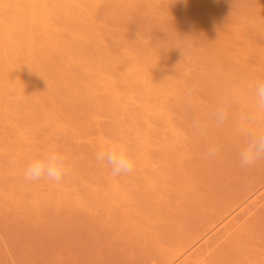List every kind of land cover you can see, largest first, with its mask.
I'll return each mask as SVG.
<instances>
[{
	"label": "rangeland",
	"instance_id": "rangeland-1",
	"mask_svg": "<svg viewBox=\"0 0 264 264\" xmlns=\"http://www.w3.org/2000/svg\"><path fill=\"white\" fill-rule=\"evenodd\" d=\"M38 1H34L36 5L33 0H0V6L4 5L0 11L7 9L5 12L9 17L2 20L6 13L0 12V24H5L2 27L7 29L0 27L3 31H0V63L3 64L0 65V85L8 86L5 87L7 90H2L0 86V92L5 93H0V264H8L11 259L13 264H56L59 259L63 261L68 256L76 260L79 258L83 264H264V217H256L263 202L258 201L251 210L245 211L242 237L231 239L234 234L229 230L214 238L187 241L177 231L182 221L192 218L191 209L195 210L198 203L195 194L206 187V163L212 161L205 156L208 146L220 147L219 155L214 158L220 159L229 144L244 143L245 138L237 135L235 128L243 114L254 111L252 89L257 82L264 81V0ZM8 3L12 4H9L11 8ZM42 11L46 16L42 15ZM9 30L8 36L17 39L21 35L25 39H20V47L13 42L16 48L8 43L12 47L5 49L4 39ZM21 43L24 47L27 44L30 46L21 48ZM77 43L81 46H76ZM34 46L35 50L30 51ZM81 48L83 51H80ZM65 49L69 56L64 55L67 53ZM27 51L28 54L38 53L27 56L24 53ZM109 52L112 57L108 56ZM89 57L93 61H89ZM50 62L52 65H49ZM41 65H47V68ZM97 66H100L99 69ZM52 69L53 74L49 73ZM61 70L69 75L74 73V77L70 75L72 80ZM58 72L62 76L66 74L69 80L65 76L62 78ZM50 74L53 78L59 74L61 82L58 76L54 79L61 84ZM76 75H79L78 79H83L79 80L80 84L85 81L88 87H93L89 88L90 93L98 88L94 94L98 95V102L104 103V106L100 105L102 108L98 106L101 103L94 104L100 108L96 106L99 111L93 112L95 106L92 104V109L86 105V100L81 102L82 105L77 102L82 106L77 104L80 110L71 102L73 109L76 108L75 115L67 112L71 105L65 108L61 104L62 107H58L65 94L63 89L70 90L76 82L78 84ZM40 80L44 85L38 88ZM63 80L72 83H65L62 87ZM44 81L48 82L46 86ZM57 85L63 89L59 91ZM47 86L49 91L54 88L51 91L58 96L46 98L48 90L42 88ZM114 87H120V92ZM74 89L77 93L83 91ZM18 90L22 91L18 93ZM32 91H35L34 94ZM33 95L38 99H33ZM46 99L53 100L54 104L56 101L58 109L52 104L47 108ZM86 99L91 98L87 96ZM219 106L226 108L228 119L218 125L214 113ZM59 108L68 109L63 113ZM88 115L95 118L93 122L100 121L99 128L98 122L95 123L97 127L87 124L90 121ZM42 116L46 117V126L36 119H42ZM64 118L66 121L71 119L72 123L67 121L66 125ZM102 118L104 121L100 120ZM75 119L77 121L73 122ZM85 120H88L86 124ZM260 122L264 123V113L260 114ZM38 127H42L43 131ZM94 127L101 133L96 129V132L93 131ZM111 130L113 133L108 132ZM109 142L112 146L127 148L128 154L135 160V169L131 174L113 176L110 166L95 160L97 152L111 146ZM85 146H89V150ZM56 149L68 158L71 171L65 179L59 184L47 180L27 182L23 176L25 165ZM50 208L52 215L48 212L49 217L46 210ZM76 210L78 213L86 211L90 217L87 228L93 232L96 230L95 233L90 231L93 235L85 233V239L82 236L79 238L76 223L79 214ZM91 237L96 244L94 249L89 245ZM172 240L183 242L173 248L169 244ZM75 245L81 246L76 248ZM65 246L68 250L64 249ZM80 251L84 252V257L79 256ZM9 254L11 258L8 259Z\"/></svg>",
	"mask_w": 264,
	"mask_h": 264
},
{
	"label": "crops",
	"instance_id": "crops-1",
	"mask_svg": "<svg viewBox=\"0 0 264 264\" xmlns=\"http://www.w3.org/2000/svg\"><path fill=\"white\" fill-rule=\"evenodd\" d=\"M243 144H229L220 159L206 163V187L195 194L198 203L191 209L192 218L182 221L177 230L187 241L214 238L229 230L234 234L231 239L242 237L245 211L258 201L263 205L256 217H264V161L249 169L240 168L238 153ZM181 242L172 240L169 244L174 248Z\"/></svg>",
	"mask_w": 264,
	"mask_h": 264
},
{
	"label": "clouds",
	"instance_id": "clouds-1",
	"mask_svg": "<svg viewBox=\"0 0 264 264\" xmlns=\"http://www.w3.org/2000/svg\"><path fill=\"white\" fill-rule=\"evenodd\" d=\"M252 94L255 102L254 111L243 114L235 128L236 134L245 138L243 147L238 153V163L242 169L252 168L264 161V123L260 122V114L264 113V81L254 85ZM214 119L218 125L228 119V112L224 106L216 109ZM219 153L218 145H209L205 156L214 159ZM95 158L98 163H106L110 166L113 176L129 175L135 169V160L123 145L101 150L96 153ZM70 171L66 155L58 150H50L28 162L24 167L23 176L27 182L47 180L59 184Z\"/></svg>",
	"mask_w": 264,
	"mask_h": 264
},
{
	"label": "bare ground",
	"instance_id": "bare-ground-1",
	"mask_svg": "<svg viewBox=\"0 0 264 264\" xmlns=\"http://www.w3.org/2000/svg\"><path fill=\"white\" fill-rule=\"evenodd\" d=\"M34 1H35V0H33V3H34V4L36 3V5H37V2H34ZM36 1H38V0H36ZM31 2H32V0H31ZM31 2H30V3H31ZM38 2H39V1H38ZM71 2H72V1H71ZM30 3H27V4L30 5ZM9 4H10V3H8V5H9ZM34 4H32V5H34ZM67 4H68V6H69V3H67ZM1 5H2V4H1ZM8 5H6V6H8ZM10 5H12V4H10ZM10 5H9V7L11 8ZM65 5H66V4H65ZM2 6H4V5H2ZM2 6H0V8H1ZM66 6H67V5H66ZM68 6H67V8H70V7H68ZM30 7H31V6H30ZM7 8H8V7H7ZM3 9H5V7H3ZM3 9H1V10H3ZM6 10H7V9H5V10H3V11L5 12ZM32 10L35 12V9H32ZM32 10H31V12H33ZM3 11H0V12H3ZM34 12H33V13H34ZM42 12H43L42 15L45 14L44 11H42ZM5 13H6V15H5L4 13H2V14H4V15L6 16V17H2V18H3L2 20H5L4 18H6V19L8 18V19H9V17H7L8 13H7V12H5ZM35 13H36V12H35ZM31 14H32V13H31ZM32 15H34V14H32ZM2 16H3V15H2ZM29 16H30V14H29ZM39 16H40V15H39ZM43 16H46V15H43ZM31 17H33V16H31ZM40 17H41V16H40ZM43 18H44V17H43ZM46 18H48V17H46ZM0 19H1V17H0ZM10 19H12V18H10ZM7 21H8V20H6L5 22H7ZM10 21H13V20H10ZM48 21H49V20H48ZM68 21H70V20H68ZM1 22H2V21H1ZM14 22H15V21H14ZM14 22H12V23H14ZM16 22H17V21H16ZM66 22H67V21H66ZM2 23H3V22H2ZM9 23L11 24V22H9ZM9 23H8V24H9ZM70 23H71V21H70ZM70 23H68V24H69L68 26H70ZM73 23H74V22H73ZM10 24H9V25H10ZM15 24H16V23H15ZM0 25H1L0 27H2V26H4L5 24H4V25L0 24ZM9 25H7V26H9ZM13 26H14V25H13ZM16 26H17V25H16ZM71 26H72V24H71ZM73 26H74V24H73ZM76 26H77V25L75 24V27H76ZM75 27H74V28H75ZM2 28L4 29L5 27H2ZM5 29H6V28H5ZM12 29H13V28H11V30H12ZM71 29H72V28H71ZM77 29H78V27H77ZM6 30H7V29H6ZM72 30H73V29H72ZM0 31L3 32L2 29H1ZM4 31H5V30H4ZM8 32H11V31L9 30V31L6 32V33H7V34H6V35H7V38L5 37V38H6V39H4L5 42L3 41L4 44H5L4 47H6L5 49H8V47H12V46L14 45L13 42H14V43L17 42L15 45H18V46H19L20 42H22V41L25 40V39L23 40V38L21 37L20 34H19V35H20L21 38H20V37H16L17 39H15V36H14V37H12V36H8ZM12 33H13V31H12ZM12 33H11V34H12ZM58 33H59V32H58ZM13 35H16V33L13 34ZM54 35H55V34H54ZM56 35H57V34H56ZM58 35H59V34H58ZM58 35H57L56 37H59V39H62V38L60 37V35H59V36H58ZM0 36H1V34H0ZM22 36H23V35H22ZM2 37H3V35H2ZM2 37H1V38H2ZM54 37H55V36H54ZM56 37H55V39H56ZM64 37H65V35H64ZM67 37H68V36H67ZM12 38H13V39H12ZM18 38H19V39H18ZM25 38H26V37H25ZM20 39H21L22 41H21ZM28 39H29V38H28ZM28 39H27V42H28ZM65 39H66V37H65ZM57 40H58V38H57ZM63 40H64V38H63ZM67 40H69V39H67ZM0 41H1V40H0ZM6 43H7V45H6ZM8 43H10V45H12V46H10V45L8 46ZM11 43H12V44H11ZM0 44H1V47H2V42H1ZM78 44H79V45H78ZM15 45H14V46H15ZM21 45H23V46L21 47V48H23V47H24V44L21 43ZM28 45L30 46V44H27V45H25V47H29ZM82 45L84 46L83 43H82ZM31 46H33V44H32ZM76 46H81V45H80V43H77ZM19 47H20V46H19ZM25 47H24V48H25ZM14 48H16V46H15ZM14 48H13V49H14ZM21 48H20V49H21ZM31 48H32V49H31ZM31 48H28V49L26 48V50H30V49H31L30 51H34V50H35V46H34V47H31ZM33 48H34V49H33ZM83 48H84V47H83ZM83 48H81L82 50H80V51H83ZM11 49H12V48H11ZM167 49H169V48H167ZM1 50L4 51V48H2ZM26 50H25V51H26ZM88 50H90V49L88 48ZM5 51H6V50H5ZM59 51H60V50H59ZM59 51H58V52H59ZM61 51H63V49H62ZM61 51H60V53H61ZM65 51L67 52L66 49H65ZM68 51H69V50H68ZM100 51H101V50H100ZM20 52H21V51H20ZM28 52H29V51L24 52V53H27V54H28ZM40 52H41V51H40ZM91 52H92V51H91ZM98 52H99V51H97V53H98ZM103 52H104V51H103ZM105 52H106V51H105ZM17 53H18V52H17ZM33 53H34V52H33ZM33 53H32V54H33ZM35 53H38V51L35 52ZM35 53H34V54H35ZM41 53H42V52H41ZM60 53H58V54H59V57H61V56L63 57L64 52H63V54L61 53L62 55H61ZM84 53H85V50H84ZM99 53H100V52H99ZM101 53H102V51H101ZM101 53H100V54H101ZM110 53H111V52L107 53L108 56H110V55H109ZM112 53H113V52H112ZM27 54H26V55H27ZM29 54L32 56L31 53H29ZM29 54H28L27 56H29ZM55 54H56V53H55ZM66 54H68L67 56L70 55L69 52L65 53L64 55H66ZM92 54H95V53L92 52ZM105 54H106V53H105ZM105 54H104V55H105ZM224 54H225V53H224ZM53 55H54V54H53ZM60 55H61V56H60ZM86 55H87V52H86V54H85L84 56H86ZM88 55H90V54H88ZM112 55H113V54H112ZM112 55H111L110 57H112ZM114 55H116V54H114ZM146 55H147V54H146ZM33 56H35V55H33ZM42 56H44V55H42ZM56 56H57V55H56ZM102 56H103V54H102ZM132 56H133V55H132ZM90 57H91V56H90ZM90 57H89V61H91L92 59H95V57H93V56H92V59H91ZM110 57H109V58H110ZM141 57H142V56H141ZM27 58H28V57H27ZM46 58H47V56H46ZM49 58H50V56H49ZM63 58H66V56L63 57ZM67 58H68V57H67ZM71 58L73 59V57H71ZM105 58H107V57H105ZM13 59H14V58H13ZM69 59H70V58H69ZM69 59H68V60H69ZM75 59H76V58H74V60H75ZM83 59H84V58H83ZM86 59H88V58H86ZM90 59H91V60H90ZM96 59H97V58H96ZM146 59H147V58H146ZM41 60H42V59H41ZM50 60H51V59H50ZM70 60H71V59H70ZM74 60H73V66H74ZM76 60H77V59H76ZM78 60H79V59H78ZM97 60H98V59H97ZM116 60H117V59H116ZM118 60H119V59H118ZM2 61H3V60H2ZM14 61H15V59H14ZM14 61L11 60V62H14ZM46 61H47V60H46ZM51 61H52V60H51ZM92 61H93V60H92ZM95 61H96V60H95ZM95 61H94V62H95ZM146 61H147V60H146ZM15 62H16V61H15ZM41 62H43V60H42ZM53 62H54V60H53ZM71 62H72V61H71ZM76 62H77V61H76ZM82 62H83V61H82ZM85 62H86V61H85ZM96 62H98V61H96ZM110 62H111V60H110ZM3 63H4V61H3ZM43 63H44V62H43ZM45 63H46V62H45ZM50 63H51V62H50ZM68 63H69V62H68ZM77 63H79V62H77ZM148 63H149V62H148ZM11 64H12V63H11ZM14 64H15V63H14ZM46 64H47V63H46ZM65 64H67V63H65ZM75 64H76V63H75ZM100 64H101V63H100ZM0 65L2 66L3 64L0 63ZM35 65H36V64H35ZM49 65H52V63L49 64ZM53 65H54V64H53ZM55 65H56V64H55ZM68 65H70V64H68ZM82 65H83V64H82ZM90 65H91V64H90ZM16 66H17V65H16ZM31 66H32V68H33V65H31ZM41 66H42V68L44 67V65H41ZM60 66H61V65H60ZM66 66H67V65H65V67H66ZM93 66H94V65H93ZM93 66H92V67H93ZM12 67H13V66H12ZM36 67H37V65H36ZM65 67L63 68V70L65 69ZM68 67H69V66H68ZM68 67H67L66 69H68L67 72L69 73L70 69H69ZM92 67H91V68H92ZM98 67H100V66H97V68H98ZM137 67H138V66H137ZM3 68H4V67H3ZM30 68H31V67H30ZM39 68H40V65H39ZM39 68H37V70L40 71ZM45 68H47V65H46V67H44V69H45ZM56 68L59 69L60 67H57V66H56ZM95 68H96V67H95ZM95 68H94V69H95ZM138 68H139V67H138ZM7 69H8V68H7ZM7 69H6V70H7ZM9 69H10V68H9ZM28 69H29V68H28ZM28 69H27V70H28ZM53 69H55V68H53ZM53 69H52L51 71L48 70L49 73L51 72V73L53 74V72H52ZM61 69H62V68H61ZM72 69H74V68H72ZM81 69H82V68H80V70H81ZM98 69H99V68H98ZM98 69H96L95 71L98 72ZM100 69H102V68H100ZM6 70H5V71H6ZM31 70H32V69H31ZM37 70L34 69V72L36 71V73H38L39 71L37 72ZM59 70H60V69H59ZM59 70L55 69L54 71L57 72V71H59ZM63 70H61V71H63ZM74 70H75V69H74ZM90 70H92V69H90ZM5 71H3V72L6 73ZM7 71H8V70H7ZM16 71H17V70H16ZM16 71H14V72H16ZM44 71H45V70H44ZM61 71H60V73H61ZM78 71H79V70H78ZM8 72H9V71H8ZM18 72H19V70H18ZM28 72H29V70H28ZM40 72H42V71H40ZM56 72H55V73H56ZM63 72L66 73V71H63ZM63 72H62V74H63ZM212 72H213V71H212ZM212 72H211V73H212ZM4 73H3V74H4ZM12 73H13V72H12V70H11V74H12ZM36 73H35V77L37 76ZM42 73H43V72H42ZM58 73H59V72H58ZM60 73H59V74H60ZM83 73L85 74V72H83ZM83 73H82V74H83ZM0 74H2V72H1ZM13 74H14V73H13ZM38 74H39V73H38ZM44 74H45V73H44ZM52 74H50L51 77L53 76ZM59 74H57V76H58ZM66 74H67V73H66ZM66 74H64L63 76H65ZM71 74H72V73H71ZM71 74H70V75H71ZM73 74H74V73H73ZM73 74H72V75H73ZM78 74H79V73H78ZM91 74H92V73H90L89 75H91ZM99 74H100V73H99ZM101 74H103V72H102ZM48 75H49V74H48ZM48 75H47V76H48ZM54 75H55V74H54ZM60 75H61V74H60ZM67 75H69V74H67ZM67 75H66V76H67ZM70 75H69V77H70ZM89 75H88V76H89ZM95 75H96V74H95ZM1 76H2V75H1ZM16 76H17V75H16ZM22 76H23V75H22ZM24 76H25V75H24ZM29 76H30V77H29ZM29 76H28V78H30V80H31V75H29ZM39 76H41V75H39ZM42 76H44V75L42 74ZM45 76H46V75H45ZM47 76H46V78H47ZM57 76L54 77V78L58 79L59 76H58V78H57ZM63 76L61 75L62 78H63ZM66 76H65V79H68V78H66ZM82 76H83V75H82ZM98 76L100 77V75H98ZM8 77H9V76H8ZM26 77H27V76H26ZM26 77H25V78H26ZM35 77H34V80H35ZM37 77H38V76H37ZM51 77H50V78H51ZM61 77L59 78V79H60V82H61V80H62ZM73 77H74V75H73ZM75 77H76V79H78L77 77H79V75H78V76L76 75ZM92 77H93V76H92ZM92 77H91V78H92ZM32 78H33V75H32ZM41 78H42V77H41ZM48 78H49V76H48ZM52 78H53V77H52ZM52 78H51V79H52ZM54 78H53V79H54ZM79 78H80V77H79ZM83 78H84V77H83ZM95 78H97V77H95ZM2 79H3V77H2ZM11 79H13V78H11ZM15 79H16V78L14 77V80H13V81H15ZM23 79H24V77L22 78V80H23ZM36 79H38V78H36ZM44 79H45V78H44ZM69 79H71V77H70ZM69 79H68V80H69ZM73 79H74V78H73ZM76 79H74V80L76 81ZM81 79H82V77H81ZM81 79H78V80H77V81H78V84L81 83V82H79V80L81 81ZM102 79H103V78H102ZM38 80H39V79H38ZM45 80H46V79H45ZM47 80H48V79H47ZM54 80H55V79H54ZM54 80H53V81H54ZM71 80H72V79H71ZM82 80H83V79H82ZM92 80H93V78H92ZM113 80H114V79H113ZM113 80H112V81H113ZM7 81H8V80H7ZM10 81H11V80H10ZM13 81H12V82H13ZM16 81H18V80H16ZM35 81H37V80H35ZM35 81H34V82H35ZM49 81H50V80H49ZM55 81H56V82L58 81L57 83H59V80H55ZM108 81H109V80H108ZM108 81H107V82H108ZM110 81H111V80H110ZM112 81H111V82H112ZM28 82H29V81H27V84H28ZM30 82H31V81H30ZM32 82H33V81H32ZM37 82H39V81H37ZM37 82L35 83L36 85H35L34 83H33V84H34L35 86H37ZM42 82H43V80H42ZM42 82H41V80H40V83H41V84H39L40 87L37 86L38 88H41V87H42V84L44 85V83H42ZM44 82H46V83H45V86H46L48 82H47V81H44ZM63 82H64V84H62V87H65L64 85H65V83H66L67 81L65 82V80H63L62 83H63ZM69 82H70V83H66V85H67V84L71 85L72 82H71V81H69ZM86 82H87V81H86ZM107 82H106V83H107ZM111 82H110V83H111ZM8 83H11V82H8ZM87 83L89 84L90 82H87ZM92 83H93V82H92ZM106 83H105V85H106ZM5 84H6V83H5ZM13 84H14V83H12L10 86H12ZM33 84H32V85H33ZM50 84H54V83H53V82H50ZM59 84H61V83H59ZM59 84H58V85H59ZM78 84H77V82L75 83V85H74V83H73L74 88H78V89H79V92H81V91L83 90L82 93L74 92V90H76V89H74V88H72V89H70V90H69L68 88H66L67 90H64V89L61 87V85H60V86L57 85V87H59V91H61L60 88H62V89H63V93L65 92V94H63V96L60 95V97L62 96L61 99H60L61 101H59V100H58V101L61 102V103H60V105H59L58 107H60L61 104H63V105H65V108H66V106H69V105H71V104H73V103H75L74 106H77V104H78L77 102H79V104H80V103H81L82 101H84V100L87 101L86 105L88 104L89 106H91V105L93 104L92 106H93V107L95 106V108H96V106H97V105H94L95 103H96V104L101 103V104H98V106H99L100 108H102V107H101L102 104H103V106H104V103H102V102H98V101H100V100H97V99H98V95H95V94L97 93L96 91H97L98 88L96 89L95 92L90 93V92H91L90 90H91L93 87H88L87 84H85V81H84V84H80V85H78ZM90 84H91V83H90ZM93 84H95V83H93ZM107 84H108V83H107ZM114 84H115V83H113V85H114ZM1 85H2V87H3V84H1ZM1 85H0V86H1ZM32 85H31V87H32L31 90L34 89ZM54 85H56V83H55ZM82 85H83V86H82ZM113 85H112V86H113ZM4 86H5V85H4ZM93 86H94V85H93ZM106 86H107V85H106ZM108 86H109V85H108ZM114 86H116V85H114ZM120 86H121V85H120ZM123 86H124V84H123ZM2 87H0V89H1ZM5 87H8V86H5ZM5 87H3L2 90H5V89H6ZM66 87H67V86H66ZM98 87H99V84H98ZM109 87H111V86H109ZM126 87H127V84H126ZM15 88H17V87H15ZM35 88H36V87H35ZM89 88H91V89L89 90ZM94 88H96V87H94ZM100 88H102V87H100ZM112 88H113V87H112ZM114 88H117V87H114ZM118 88L121 89L120 87H118ZM118 88H117V89H118ZM122 88H123V87H122ZM25 89H26V88H25ZM42 89L48 90V86H47V88H46V87H45V88L43 87ZM49 89H50V87H49ZM53 89H54V88L50 89V91H49V90L46 91V92H48V93L46 94V95H47L46 98H47L48 96L51 97L52 95H53L54 97H57V96H58V95H55L54 92L51 91V90H53ZM55 89H56V91H57L56 86H55ZM73 89H74V90H73ZM81 89H82V90H81ZM117 89H116V90H117ZM119 89H118V90H119ZM6 90H7V89H6ZM16 90H17V89H16ZM29 90H30V88H29ZM35 90H36V92L38 91L37 89H35ZM93 90H94V89H93ZM100 90H101V89H100ZM100 90H99V92H100ZM21 91H22V90H18L17 92L19 93V92H21ZM39 91H40V90H39ZM59 91H57V92H59ZM2 92H3V94H5L4 91H2ZM2 92H0V93H2ZM9 92H10V91H9ZM28 92H29V91H28ZM28 92H27V93H28ZM32 92H33V91H32ZM32 92H30V94H31ZM34 92H35V91H34ZM34 92H33V94H34ZM41 92L43 93L42 90H41ZM46 92H45V93H46ZM102 92H103V91H102ZM104 92H105V89H104ZM119 92H120V90H119ZM119 92H117V93L119 94ZM45 93H44V95H45ZM60 93H61V92H60ZM60 93H59V94H60ZM76 93H77V94H76ZM94 93H95V94H94ZM100 93H101V92H100ZM107 93H109V92H107ZM114 93H115V91H114ZM121 93H122V92H121ZM3 94H2V95H3ZM15 94H16V93H15ZM21 94H22V93H21ZM23 94H24V93H23ZM25 94H26V92H25ZM25 94H24V95H25ZM39 94H40V93H39ZM90 94L92 95V97H91ZM19 95H20V94H19ZM27 95H28V94H27ZM36 95H38V94H36ZM65 95H66V96H65ZM86 95H87L89 98H91L92 100H93L94 98H96V99H94V100H93V103H92V100H91V99H88V100L86 99V98H87ZM93 95H95L94 98H93ZM101 95H102V94H101ZM105 95H106V94H105ZM109 95H110V94H108L107 96H109ZM0 96H1V95H0ZM29 96H30V95H29ZM38 96H39V95H38ZM38 96H34V95H33V99H35L34 97L37 98ZM120 96H121V95H120ZM44 97H45V96H44ZM63 97H66V98L64 99ZM85 97H86V98H85ZM40 98H41V95H40ZM62 98H63V99H62ZM99 98H100V97H99ZM101 98H102V97H101ZM112 98H113V97H112ZM112 98H111V99H112ZM116 98H117V97H116ZM33 99H32V100H33ZM37 99H38V98H37ZM48 99H49V98H48ZM48 99H46V101L48 102V103L46 104V106H47V105H48V106H49V105L51 106V104H52V106H53V105L56 104V101H55V104H54V103H53V100L50 102V101H48ZM51 99H52V98H51ZM51 99H50V100H51ZM53 99H55V98H53ZM106 99H107V98H106ZM111 99H110V101H111ZM114 99H115V98H114ZM35 100H36V99H35ZM39 100H40V99H39ZM55 100H57V98H56ZM102 100H103V98H102ZM107 100H108V99H107ZM24 101H25V100H24ZM37 101H38V100H37ZM58 101H57V102H58ZM75 101H76V102H75ZM110 101H109V102H110ZM49 102H50V103H49ZM71 102H73V103H71ZM97 102H98V103H97ZM25 103H26V102H25ZM83 103H85V102H83ZM90 103H91V104H90ZM110 103H111V102H110ZM18 104H19V103H18ZM22 104H23V103H22ZM57 104H58V103H57ZM79 104H78V105H79ZM105 104H106V101H105ZM111 104H112V103H111ZM29 105H30V104H29ZM80 105H82V103H81ZM80 105H79V107L82 108V106H80ZM100 105H101V106H100ZM16 106H17V105H16ZM19 106H20V105H19ZM48 106H47V108H48ZM83 106H84V105H83ZM92 106H91V108H92ZM98 106H97V107H98ZM37 107H38V106H37ZM54 107L57 108V105H55ZM61 107H62V106H61ZM71 107H72V105H71L70 107H68V108H69V111L67 110L68 108H67L66 110H67V112H69V114L72 113V115H75L76 113L74 112V110H76V108L73 109V107H72V109H71ZM77 107H78V106H77ZM79 107H78V109H79ZM86 107H87V108H86ZM86 107L84 106L83 108H86V110H87V109H88V106H86ZM99 107H98V108H99ZM105 107H108V106H105ZM12 108H13V107H12ZM18 108H19V107H18ZM28 108H29V107H28ZM33 108H34V107H33ZM33 108H32V109H33ZM49 108H50V107H49ZM51 108H52V107H51ZM51 108H50V109H51ZM55 108H53V109H55ZM65 108H59V109H60L59 111H61V109L64 111ZM95 108H94V109L92 108V109H93V112H94V111H99L97 108H96V110H95ZM100 108H99V109H100ZM103 108H104V107H103ZM24 109H25V108H24ZM38 109H39V107H38ZM45 109H46V108H45ZM57 109H58V108H57ZM112 109H113V108H112ZM16 110H17V109H16ZM35 110H36V109H35ZM55 110H56V109H55ZM66 110H65V111H66ZM72 110H73V112H72ZM79 110H80V109H79ZM89 110H90V109H89ZM104 110H106V108L103 109V110H101V112H103ZM31 111H32V110H31ZM33 111H34V110H33ZM50 111H51V110H50ZM65 111H64L63 113H65ZM81 111H83V110L81 109ZM84 111H85V110H84ZM16 112H18V110H17ZM35 112H36V111H35ZM67 112H66V116L69 115V114H67ZM36 113H37V112H36ZM36 113H35V114H36ZM54 113H55V112H54ZM60 113H61V112H60ZM60 113H59V115H60ZM73 113H75V114H73ZM83 113H84V112H83ZM85 113H87V112H85ZM104 113H106V112H104ZM33 114H34V113H33ZM38 114H39V113H38ZM38 114H37V115H38ZM41 114H43V111H42ZM45 114H46V113H45ZM45 114H44V115H45ZM55 114H56V113H55ZM80 114H81V113H80ZM88 114H89V113H88ZM91 114L94 115L92 112H91ZM96 114H98V112H96ZM52 115H53V114H52ZM52 115H51V116H52ZM77 115H78V114H77ZM77 115H76V116H77ZM84 115H85V114H84ZM98 115L100 116V114H98ZM98 115H97V116H98ZM101 115H102V114H101ZM53 116H54V115H53ZM57 116H58V114H57ZM70 116H71V115H70ZM79 116H80V115H79ZM85 116H86V115H85ZM85 116H84V117H85ZM88 116H89V115H88ZM31 117H32V116H31ZM33 117H34V116H33ZM33 117H32L31 119H34ZM37 117H39V115H38ZM54 117H55V116H54ZM54 117H53V118H54ZM58 117H59V116H58ZM58 117H57V118H58ZM77 117H78V116H77ZM80 117H81V116H80ZM84 117H83V118H84ZM89 117H90V116H89ZM92 117H93V116H92ZM102 117H103V116H102ZM105 117H106V115H105ZM40 118H41V117H40ZM44 118H45V119H44ZM47 118H48V117H47ZM49 118H50V117H49ZM53 118H52V120H51V119H48L47 121H50V120L53 121ZM68 118H70V117H68ZM71 118H72V117H71ZM86 118L88 119V117H86ZM90 118H91V117H90ZM90 118L88 119V120H90L89 123H87L88 120H87V122H86V120H85V124H86V123H87L88 125H89V124H92V125L94 124L93 126L97 127V126H96L97 124L95 125V123H97L98 121L93 122L92 119L94 120L95 118H94V117L91 118V119H90ZM97 118H98V117H97ZM26 119H27V118H26ZM28 119H30V117H29ZM36 119H37L38 121L41 120L42 122H44V124H42V125H45V123H46V124L48 123V122H45L46 117H43V116H42V119H38V118H36ZM36 119H35V121H37ZM54 119H55V118H54ZM77 119H78V118H77ZM79 119H80V118H79ZM104 119H105V118H104ZM43 120H44V121H43ZM56 120H58V119H56ZM64 120H65V121H64ZM64 120H63L64 123L67 122V121H68L69 123H72V122L70 121L71 119H68V120L66 121V119L64 118ZM96 120H98V119H96ZM100 120H103V118L100 119ZM25 121H26V120H25ZM28 121H29V120H28ZM30 121H31V120H30ZM54 121H55V120H54ZM58 121L60 122L61 120H58ZM74 121H77V120L75 119V120H73V122H74ZM79 121H81V120H79ZM91 121H92L93 123H90ZM94 121H95V120H94ZM103 121H104V120H103ZM124 121H125V120H124ZM26 122H27V121H26ZM59 122H58V123H59ZM63 122H62V124H64ZM81 122H82V121H81ZM99 122H100V121H99ZM99 122H98V128H99V125H101V124H99ZM23 123H24V121H23ZM30 123H31V122H30ZM30 123H29V125H30ZM37 123H39V122H37ZM40 123H41V122H40ZM50 123H51V122H50ZM101 123H102V122H101ZM110 123H111V122H110ZM120 123H121V122H120ZM125 123H126V122H124V124H125ZM27 124H28V123H27ZM31 124H32V123H31ZM62 124H60V125H62ZM65 124H66V123H65ZM74 124H75V123H74ZM80 124H81V123H80ZM40 125H41V124H40ZM48 125H49V124H48ZM51 125H52V124H51ZM56 125H58V124H56ZM56 125L54 124L53 126H56ZM66 125H67V124H66ZM66 125H65V126H66ZM88 125H86L87 128L89 127ZM102 125H103V124H102ZM105 125H106V124H105ZM45 126H46V125H45ZM71 126H72V124L70 125V127H71ZM83 126H84V123H83ZM114 126H115V125H114ZM118 126H119V125H118ZM120 126H121V125H120ZM35 127H36V126H35ZM49 127H50V126H49ZM58 127H59V125L57 126V128H58ZM63 127H64V126H63ZM81 127H82V126H81ZM90 127H91V126H90ZM95 127H94L93 131H95V129L98 130V129L95 128ZM109 127H110V126H109ZM121 127H122V126H121ZM38 128H39V127H38ZM40 128H42V127H40ZM40 128H39V129H40ZM57 128H56V129H57ZM59 128H60V127H59ZM68 128H69V127H68ZM74 128H75V127H74ZM91 128H92V127H91ZM102 128H103V126H102L100 129L102 130ZM105 128H106V127H105ZM113 128H114V127H113ZM118 128H119V127H118ZM122 128H123V127H122ZM36 129H37V128H36ZM52 129H53V128H52ZM52 129H50V130H52ZM66 129H67V127H66ZM72 129H73V128H72ZM72 129H71V131H73ZM83 129H84V128H83ZM83 129H82V130H83ZM89 129H90V128H89ZM89 129H87V130H89ZM111 129H112V128H111ZM37 130H38V129H37ZM40 130H41V129H40ZM48 130H49V129H48ZM54 130H55V128H54ZM69 130H70V128H69ZM77 130H79V129H77ZM87 130H86V131H87ZM101 130H100V131H101ZM115 130H116V129H115ZM41 131H43V130H41ZM57 131H58V129H57ZM67 131H68V130H67ZM79 131H80V130H79ZM100 131L98 130L97 132H100ZM103 131H104V130H103ZM73 132H74V131H73ZM75 132H77V131H75ZM84 132H85V131H84ZM95 132H96V131H95ZM95 132H94V133H95ZM104 132H105V131H104ZM108 132H112V130H111V131H108ZM37 133H38V132H37ZM51 133H52V131H51ZM77 133H78V132H77ZM100 133H101V132H100ZM106 133H107V132H106ZM112 133H113V132H112ZM121 133H122V132H121ZM123 133H124V132H123ZM66 134H67V133H66ZM68 134H72V133H68ZM68 134H67V135H68ZM80 134H81V133H80ZM91 134H92V133H91ZM95 134H96V133H95ZM109 134H110V133H109ZM39 135H40V134H39ZM67 135H66V136H67ZM99 135H101V134H99ZM69 136L71 137V135H69ZM103 136H104V135H103ZM108 136H109V135H108ZM70 137H69V138H70ZM72 137H73V136H72ZM82 138H83V137H82ZM76 139H79V137L76 138ZM80 139H81V137H80ZM102 139H103V138H102ZM112 139H113V138H112ZM72 140H73V138H72ZM83 140H84V139H83ZM96 141H97V140H96ZM98 141H100V140L98 139ZM105 141H106V140L104 139V142H105ZM107 141H109V139H108ZM53 142H54V141H53ZM57 142H58V140H57ZM72 142H73V141H72ZM72 142H71V143H72ZM68 143H69V141H68ZM85 143H87V141H85ZM125 143H126V142H125ZM51 144L53 145L52 142H51ZM69 144H70V143H69ZM74 144H75V143H74ZM105 144H107V143L105 142L104 145H105ZM109 144H110V142H109ZM57 145H58V144H57ZM65 145H66V144H65ZM78 145H79V143H78ZM100 145H101V144H100ZM100 145H99V146H100ZM110 145H111V144H110ZM37 146H38V145H37ZM66 146L68 147V145H66ZM80 146H81V145H80ZM80 146H78L79 148L77 147V149L80 150ZM107 146H108V145H107ZM111 146H112V145H111ZM60 147H61V146H60ZM81 147H82V146H81ZM87 147H89V146H87ZM87 147L85 146V149H86ZM109 147H110V146H109ZM36 148H37V147H36ZM75 148H76V147H75ZM82 148H83V147H82ZM89 148H90V147H89ZM104 148H105V146H104ZM40 149H41V148H40ZM63 149H64V148H63ZM87 149H88V148H87ZM87 149H86V150H87ZM56 150H57V149H56ZM65 150H66V149H65ZM88 150H89V149H88ZM103 150H104V149H103ZM97 151H99V150H97ZM76 152H77V151H76ZM84 152H85V151H84ZM68 153H69V152H68ZM82 153H83V152H82ZM82 153H80V154H82ZM87 153H88V152H87ZM80 154H79V156H81ZM94 154H95V153H94ZM67 155H68V157L70 156L69 154H67ZM75 156H76V155H75ZM77 156H78V155H77ZM90 156H91V154H90ZM90 156H89V158H90ZM83 157L85 158V155H84V154H83ZM83 157H82V158H83ZM73 158H74V157H73ZM75 158H76V157H75ZM78 158H79V157H78ZM82 158H80V159H82ZM84 158H83V159H84ZM86 158H87V157H86ZM89 158H88V159H89ZM93 159H94V158H93ZM95 160H96V159H95ZM82 161L85 162L84 160H82ZM82 161H81V163H82ZM86 161H87V160H86ZM90 161H92V160H90ZM93 161H94V160H93ZM94 162H95V161H94ZM87 163H88V162H87ZM78 164H79V163H78ZM93 164H94V163H93ZM96 164H97V163H96ZM72 165H73V164H72ZM97 166H98V165H97ZM97 166H96V167H97ZM84 167H86V166H84ZM89 167H90V166H89ZM89 167H88V168H89ZM92 167H93V166H92ZM96 167H94V168H96ZM99 167H100V166H98V168H99ZM81 168H83V167L81 166ZM98 168H96V170H97ZM79 177H80V176H79ZM78 204H79V203H78ZM43 205H44V204H43ZM45 205H46V204H45ZM45 205H44V206H45ZM46 206H48V205H46ZM52 206H54V205H52ZM52 206L50 205V207H52ZM56 207H57V206H56ZM56 207L53 208L54 211H55V208H56ZM48 208H49V207H48ZM78 208H79V206H78ZM44 209H46V208L44 207ZM67 209H68V207H67ZM49 210H51V208L46 210V211H47V212H46V213H47V216H49V215H48V214H49L48 212H50ZM77 210H78V209H77ZM77 210H76V212H77ZM82 210H84V209H82ZM82 210H81V211H82ZM52 211H53V210H52ZM85 212H86V211H84V212H80V213L77 212V215L79 214V215H78L79 218H77V219H78V222L76 221V223H77V225H78V227H79V238H80V236H82L83 239H85V237H84L85 233H88V234H89L90 231H92V230H89V228H87V227H88V223H89V219H90V217H89ZM82 213H83V214L85 213L87 216H85V214L83 215ZM87 213H88V212H87ZM50 214H51V212H50ZM56 214H57V213H56ZM51 215H52V214H51ZM51 215H50V216H51ZM59 215H60V214H59ZM77 215H75V216L77 217ZM50 216H49V217H50ZM53 217H54V216H53ZM57 217H58V215H57ZM75 220H76V218H75ZM76 223H75V224L73 223V224L76 225ZM70 225H71V223H70ZM77 225H76V226H77ZM76 226H75V227H76ZM85 226H86V228L88 229L89 232H87ZM68 227H70V226H68ZM78 227H76V228L78 229ZM68 229H69V228H68ZM85 230H86V231H85ZM93 231H94V230H93ZM93 231H92V232H93ZM92 232H91V233H92ZM95 232H96V230H95ZM95 232H93V233H95ZM91 233H90L89 235H91ZM93 233H92V235H93ZM75 237H77V236H75ZM86 237H87V236H86ZM92 238H93V237H91V239H92ZM92 241L94 242V240L92 239V240L90 241L91 243L89 242V245L93 246L92 248L94 249V246H95L96 244L94 243V244H95V245H94ZM84 243H85L86 245H88V243H86V241H84ZM84 243H80V242H78V244H82V245H84ZM92 244H93V245H92ZM89 245H88V246H89ZM69 246H70V245H69ZM75 246H76V248H79L81 245H80V246L75 245ZM84 246H85V245H84ZM82 247H83V246H82ZM65 248L67 249L68 247L65 246L64 249H65ZM87 248L90 249V250H92L91 247H90V248L87 247ZM84 249H85V248H84ZM84 249H83V251L86 252L87 250H86V249L84 250ZM67 250H68V249H67ZM69 250H71V249L69 248ZM56 251L58 252V249H57ZM56 251H55V252H56ZM73 251H74V250H73ZM73 251H71V252L69 251V252L72 253ZM75 251L77 252V250H75ZM78 251H79V250H78ZM81 252H82V251H80L79 253H81ZM84 252H82L81 255L79 254V256H82ZM88 252H91V251H88ZM58 253H59V252H58ZM66 253H67V252H66ZM15 254H16V253H15ZM56 254H57V253H56ZM76 254H78V252H77ZM85 254H86V253H85ZM5 255H6V254H5ZM16 255H17V254H16ZM73 255H74V254H73ZM10 256H11L10 254H9V257L7 256L8 259L11 258ZM12 256H13V255H12ZM19 256H20V255H19ZM57 256H58V254H57ZM67 256H68V255H67ZM7 257H6V258H7ZM54 257H55V254H54ZM54 257H53V258H54ZM63 257H64V256H63ZM68 257H69V256H68ZM68 257L66 258V260H65V258H64L63 261H62V260L59 261L60 259L58 260V258H57V260H58L57 263H59V264H66V263H68V264H69V263H71V264H81V263H82V262H79V258H78V257H77L78 260H76V259H74V258H72V257H71V258H68ZM82 257H84V255H83ZM85 257H86V256H85ZM0 258H1V257H0ZM2 258H3V257H2ZM12 258H13V257H12ZM19 258H20V257H19ZM53 258H52L51 260H53ZM60 258H61V257H60ZM61 259H62V258H61ZM81 259H82V258H80V260H81ZM3 260H4V259H3ZM14 260H15V259H14ZM17 260H18V259H17ZM55 260H56V257H55ZM84 260H85V259H83V260H81V261H84ZM1 261H2V260H1ZM5 261L8 262V260H5ZM10 261L13 262L12 259H11ZM85 261H86V260H85ZM85 261H84V262H85ZM11 262H8V264H9V263H10V264H13V263H14V262H13V263H11ZM96 262H97V261H96ZM42 263L44 264V262H42ZM57 263H56V264H57ZM111 263H112V262H110V264H111ZM4 264H5V263H4ZM6 264H7V263H6ZM53 264H54V263H53ZM82 264H83V263H82ZM87 264H88V263H87ZM89 264H90V263H89ZM113 264H114V263H113Z\"/></svg>",
	"mask_w": 264,
	"mask_h": 264
}]
</instances>
